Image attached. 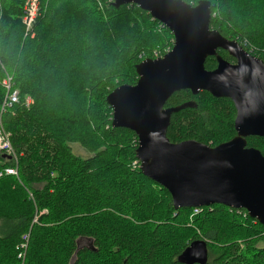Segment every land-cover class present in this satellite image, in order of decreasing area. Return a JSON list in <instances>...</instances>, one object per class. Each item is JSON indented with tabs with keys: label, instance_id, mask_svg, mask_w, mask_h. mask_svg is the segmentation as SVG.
<instances>
[{
	"label": "trees",
	"instance_id": "1",
	"mask_svg": "<svg viewBox=\"0 0 264 264\" xmlns=\"http://www.w3.org/2000/svg\"><path fill=\"white\" fill-rule=\"evenodd\" d=\"M20 1L0 0V77L12 74L19 90V102L2 114L16 156L3 163L0 155V264H183L178 256L194 240L207 241V264H264V248L257 246L264 242V224L246 209L223 204L199 212L175 209L170 192L134 167V160L140 164L137 134L113 127L108 95L136 84L137 65L154 58L156 48L161 55L172 49L171 30L135 3L43 0L32 38L24 35ZM208 1L229 19L224 25L213 17L211 28L264 61V0ZM218 54L236 61L226 50ZM217 64L209 56L205 67ZM5 94L0 85V110ZM189 101L195 106L172 115V142L216 146L236 136L230 98L182 89L166 107ZM76 140L92 156H75L66 141ZM247 144L264 154V137L249 136ZM9 167L17 174L7 173ZM31 194L29 208L19 210ZM121 225L133 229L124 232ZM51 227L54 233L45 238L41 230ZM27 235V253L20 258ZM80 238L94 242L78 249ZM243 238L251 245L242 246Z\"/></svg>",
	"mask_w": 264,
	"mask_h": 264
},
{
	"label": "water",
	"instance_id": "2",
	"mask_svg": "<svg viewBox=\"0 0 264 264\" xmlns=\"http://www.w3.org/2000/svg\"><path fill=\"white\" fill-rule=\"evenodd\" d=\"M135 3L174 34L173 48L147 58L136 69V84H123L107 97L113 127L134 131L136 155L144 175L164 186L175 209L223 204L246 209L264 224V154L247 137H264V61L211 28V2L185 0H115ZM223 49L232 63L218 54ZM209 56L217 66L206 69ZM208 91L230 98L236 108V136L211 146L194 139L172 142L167 136L173 113L195 106L193 101L166 107L176 91ZM206 240H194L178 256L183 264H207Z\"/></svg>",
	"mask_w": 264,
	"mask_h": 264
},
{
	"label": "rangeland",
	"instance_id": "3",
	"mask_svg": "<svg viewBox=\"0 0 264 264\" xmlns=\"http://www.w3.org/2000/svg\"><path fill=\"white\" fill-rule=\"evenodd\" d=\"M207 1V0H206ZM27 2H28V0H21L20 2H19V4L21 5L22 4V15H21V20H22V22H23V24L25 23L24 22V18H25V14H26V7H27ZM210 2V1H209ZM0 4H2V3H0ZM43 6V0H39V11L37 12V15H36V19H35V22H34V24L32 25V28L33 27H35L36 26V24H37V18L38 17H40V15H42V7ZM214 9V12L212 13V18L213 17H215V22H217L218 23V21H220V23L221 24H228V22H229V19L227 18V16H226V14L225 13H223V11H221V10H219V7H216V5H213L212 3H211V9ZM0 13H1V9H0ZM36 23V24H35ZM35 25V26H34ZM24 27H25V31L26 32H24V35L25 36H27L28 34H30V36L33 38V37H35V30H34V28H33V30H34V32L32 31V33H29V32H31V29L30 30H28V28H27V26L24 24ZM173 48V47H172ZM168 50V48H166L165 49V51H167ZM171 50V49H170ZM160 49L159 48H156L155 49V53H156V56L154 57V58H157V57H160V56H162L161 54H160ZM168 52V51H167ZM158 53H159V55H158ZM7 74H10V73H8L7 72ZM11 76H12V74H10ZM8 76V75H7ZM14 80V79H13ZM33 100H32V98L30 97V96H27L26 98H25V100H24V102H25V104L27 105V106H29L30 104H32L33 102H32ZM45 104H42V105H40V107H42V106H44ZM89 106V105H88ZM3 107H2V109L0 110V116H2V114H3ZM38 120H40V119H38ZM46 128H48V130H50L51 132H54V129L52 128V127H48V126H46ZM6 129V128H5ZM60 139H61V137H60ZM61 142H62V139H61ZM66 142H68V145L69 146H71V149H72V153L75 155V156H78V157H82V158H88V157H90V156H92V152L91 151H89L80 141H78V140H76V141H66ZM58 143V142H57ZM59 144V143H58ZM14 148V147H13ZM15 150V149H14ZM8 154V153H7ZM4 154V153H2V151L0 150V155L2 156V159L4 160L3 161V163H6L7 162V160H5V158L6 157H8V156H13L12 154ZM15 155H16V152L14 153ZM5 157V158H4ZM10 160V159H9ZM133 165H134V167H140V164L138 165V163H137V160H134L133 162ZM140 170H141V168H140ZM39 186H41L40 184H38ZM29 200H31V201H33V198H32V194L30 195V197L29 198H26L25 200H23V201H21L20 203H19V207H20V209L19 210H23V211H25V210H27L28 208H29V206H30V202H29ZM7 201L9 202V201H11V200H9L8 198H7ZM195 208V207H194ZM42 213H48V209H44L43 211H42ZM38 221V216H36L35 217V219L33 220V223L34 222H37ZM53 221L50 219L49 221H48V225H50V226H52L53 225V223H52ZM3 225H4V222L2 221V220H0V236L3 234V231H4V227H3ZM133 229V227L132 226H125V225H121V228H120V230H122V231H124V232H129L130 230H132ZM54 231H55V227H51L50 229H49V231H46V230H41V232H42V235L45 237V238H47V234L48 235H50V234H52V233H54ZM51 236V235H50ZM30 240V239H29ZM243 241L241 242L242 243V246H245V245H251V244H249L247 241H244V240H246V238H243L242 239ZM92 242H94L93 240H91V239H87V238H80V239H78L77 240V244H78V249L79 248H81V247H91V245H92ZM259 248H264V242H260V243H258V245H257ZM20 249H22L21 247H20ZM26 253H27V251H26ZM75 258V257H74ZM74 258H72L71 260L73 261L74 260ZM24 262V261H23ZM106 262H107V260H106ZM111 264V263H110Z\"/></svg>",
	"mask_w": 264,
	"mask_h": 264
},
{
	"label": "built area",
	"instance_id": "4",
	"mask_svg": "<svg viewBox=\"0 0 264 264\" xmlns=\"http://www.w3.org/2000/svg\"><path fill=\"white\" fill-rule=\"evenodd\" d=\"M39 0H28L26 7V14L24 18V24L27 26L28 30L32 28V25L35 22L37 12L39 11ZM8 75V76H7ZM0 85L5 89L6 94L4 98V102L2 104L3 111L6 107H11L13 104L19 102V90L15 87L13 76L7 74L3 77H0ZM12 134L10 131L5 129L2 116H0V150L4 154H12L13 156H8L6 158H14L16 155L15 150L13 148V144L11 141ZM7 154V155H8ZM6 172L9 174H17L16 168H6ZM3 173L0 172V176ZM195 212H199V207H195ZM29 235L25 239V242L20 245L23 249L19 253V257L23 258L26 253V249L28 247Z\"/></svg>",
	"mask_w": 264,
	"mask_h": 264
},
{
	"label": "flooded vegetation",
	"instance_id": "5",
	"mask_svg": "<svg viewBox=\"0 0 264 264\" xmlns=\"http://www.w3.org/2000/svg\"><path fill=\"white\" fill-rule=\"evenodd\" d=\"M231 62V61H230ZM236 61L232 62V63H235Z\"/></svg>",
	"mask_w": 264,
	"mask_h": 264
}]
</instances>
